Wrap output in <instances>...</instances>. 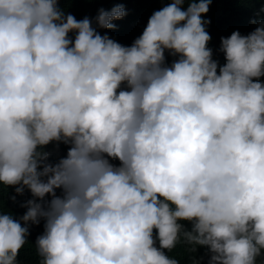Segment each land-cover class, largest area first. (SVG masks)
I'll return each instance as SVG.
<instances>
[{
	"label": "clouds",
	"instance_id": "clouds-1",
	"mask_svg": "<svg viewBox=\"0 0 264 264\" xmlns=\"http://www.w3.org/2000/svg\"><path fill=\"white\" fill-rule=\"evenodd\" d=\"M209 4L169 0L125 45L98 31L121 3L76 19L57 0H0V184L30 193L0 212V264L41 221L37 264H179L165 250L181 237L207 264H258L264 18L220 36L219 63ZM50 142L65 154L49 160Z\"/></svg>",
	"mask_w": 264,
	"mask_h": 264
},
{
	"label": "trees",
	"instance_id": "trees-1",
	"mask_svg": "<svg viewBox=\"0 0 264 264\" xmlns=\"http://www.w3.org/2000/svg\"><path fill=\"white\" fill-rule=\"evenodd\" d=\"M169 0H57L58 5L65 13H71L76 19L84 16L93 17L96 15L98 8H110L115 3H121L125 8V15L119 19L111 21L115 25L111 29H98L102 34L107 32L111 38L121 44H130L131 41L140 34L146 24L148 16L153 10H156L168 3ZM186 6V0H185ZM202 16L209 19L206 25V31L210 35L207 46L212 49L213 58L219 63H223V54L217 51L219 37L227 36L233 30H238L241 34H247L256 24L253 22L257 19L264 18V0H210L207 12ZM69 35H72L69 33ZM165 63L175 59V56H169L167 50L164 52ZM264 80V76L260 77ZM51 152L49 160H55L58 156L64 155L67 145L60 143L58 147L50 142L45 146ZM114 164L119 161L112 160ZM14 186H4L0 184V212L10 211L14 217L19 216L25 210L21 203L29 198L30 193L27 189L23 194L13 192ZM59 194V189H57ZM14 196V199H9ZM185 227H190L188 221H181ZM41 223L31 225L27 242L19 250L17 261L18 264H37L38 255L35 251L34 239L42 231ZM155 232V230H153ZM166 254L175 257L179 264H192V261L199 259V264H207L208 252L206 246H193L184 241L181 237L171 250H165ZM264 259L262 256L257 257V262Z\"/></svg>",
	"mask_w": 264,
	"mask_h": 264
}]
</instances>
